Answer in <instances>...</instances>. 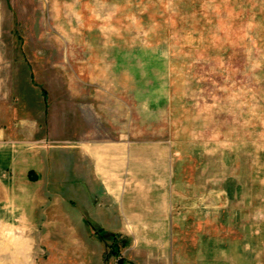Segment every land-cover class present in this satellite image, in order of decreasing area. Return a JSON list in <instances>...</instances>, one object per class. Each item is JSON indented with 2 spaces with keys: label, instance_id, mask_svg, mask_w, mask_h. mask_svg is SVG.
Returning <instances> with one entry per match:
<instances>
[{
  "label": "rangeland",
  "instance_id": "1",
  "mask_svg": "<svg viewBox=\"0 0 264 264\" xmlns=\"http://www.w3.org/2000/svg\"><path fill=\"white\" fill-rule=\"evenodd\" d=\"M82 133L144 160L167 230L82 229ZM86 254L264 264V0H0V264Z\"/></svg>",
  "mask_w": 264,
  "mask_h": 264
},
{
  "label": "crops",
  "instance_id": "2",
  "mask_svg": "<svg viewBox=\"0 0 264 264\" xmlns=\"http://www.w3.org/2000/svg\"><path fill=\"white\" fill-rule=\"evenodd\" d=\"M83 134L86 135V133L81 135ZM84 135L76 145L78 148L70 150L78 151V182L87 188L89 185L91 191L104 192L103 197L109 202V206L89 209V214L94 217L90 222L83 221L82 229L134 232L135 242L138 245L141 240L137 232L167 230L170 224L167 209L162 207L160 197L151 198L150 193L146 194L148 181L142 174L144 160L136 159L131 146L88 142ZM26 181L29 182L28 179ZM79 262L80 264H135L132 256H116L112 260L102 254L80 255Z\"/></svg>",
  "mask_w": 264,
  "mask_h": 264
}]
</instances>
